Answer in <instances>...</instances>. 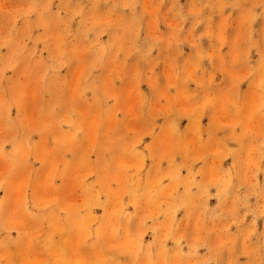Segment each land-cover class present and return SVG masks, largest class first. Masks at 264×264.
I'll use <instances>...</instances> for the list:
<instances>
[{"label": "rangeland", "instance_id": "1", "mask_svg": "<svg viewBox=\"0 0 264 264\" xmlns=\"http://www.w3.org/2000/svg\"><path fill=\"white\" fill-rule=\"evenodd\" d=\"M0 264H264V0H0Z\"/></svg>", "mask_w": 264, "mask_h": 264}]
</instances>
